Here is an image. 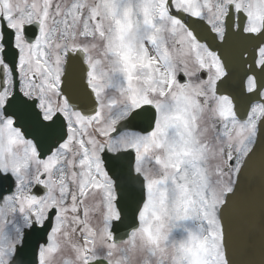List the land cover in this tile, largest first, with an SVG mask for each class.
<instances>
[{
	"label": "snow or ice",
	"instance_id": "1",
	"mask_svg": "<svg viewBox=\"0 0 264 264\" xmlns=\"http://www.w3.org/2000/svg\"><path fill=\"white\" fill-rule=\"evenodd\" d=\"M258 156L264 0H0V264H264Z\"/></svg>",
	"mask_w": 264,
	"mask_h": 264
},
{
	"label": "water",
	"instance_id": "2",
	"mask_svg": "<svg viewBox=\"0 0 264 264\" xmlns=\"http://www.w3.org/2000/svg\"><path fill=\"white\" fill-rule=\"evenodd\" d=\"M246 199L244 203V221L246 227L253 233L257 245L261 237V217L264 215V175L261 173L259 156L253 163L245 179ZM240 218L234 217L233 226L238 228Z\"/></svg>",
	"mask_w": 264,
	"mask_h": 264
}]
</instances>
